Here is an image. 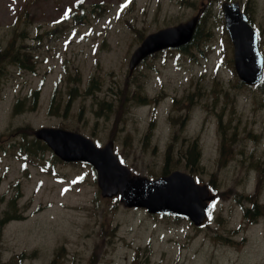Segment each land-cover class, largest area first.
Segmentation results:
<instances>
[{
  "label": "rangeland",
  "instance_id": "obj_1",
  "mask_svg": "<svg viewBox=\"0 0 264 264\" xmlns=\"http://www.w3.org/2000/svg\"><path fill=\"white\" fill-rule=\"evenodd\" d=\"M224 1L0 0V264H264V84L238 78ZM237 1L264 30V0ZM196 15L208 38L130 72L148 34ZM43 126L115 139L152 177L191 173L194 148V175L217 195L210 219L198 228L103 197L90 165L37 142Z\"/></svg>",
  "mask_w": 264,
  "mask_h": 264
},
{
  "label": "water",
  "instance_id": "obj_2",
  "mask_svg": "<svg viewBox=\"0 0 264 264\" xmlns=\"http://www.w3.org/2000/svg\"><path fill=\"white\" fill-rule=\"evenodd\" d=\"M226 27L234 45L235 67L241 80L255 85L263 76L264 58L260 53L256 32L240 11L239 3H223ZM199 16L176 26L148 35L134 51L130 67L134 69L143 59L157 51L189 43L195 33ZM65 161H86L98 170V184L103 196L120 195L129 207H144L153 214L186 217L202 225L208 213L209 195L206 186L195 184L192 176L174 172L168 177L148 179L131 175L113 154L112 143L104 148L79 133L62 129L42 128L35 132Z\"/></svg>",
  "mask_w": 264,
  "mask_h": 264
},
{
  "label": "trees",
  "instance_id": "obj_3",
  "mask_svg": "<svg viewBox=\"0 0 264 264\" xmlns=\"http://www.w3.org/2000/svg\"><path fill=\"white\" fill-rule=\"evenodd\" d=\"M204 20L206 21V18H204ZM202 29H203V27H202L201 29L197 30V32H196V34H195V37H194V39H193V42H195L196 40H197V41L200 40L202 37H203V38H204V37H206V38L209 37V34L201 32ZM193 42H192V43H193ZM0 57H2V59L5 58L4 55H1ZM9 59H10V61H13V62H15V63H19V64H21V65H23V64H29V63L27 62V59H26V60H21V59H20L19 53H16V54L12 55ZM25 67H28V66L25 65ZM263 92H264V88H263ZM247 212H249V210H247Z\"/></svg>",
  "mask_w": 264,
  "mask_h": 264
},
{
  "label": "snow or ice",
  "instance_id": "obj_4",
  "mask_svg": "<svg viewBox=\"0 0 264 264\" xmlns=\"http://www.w3.org/2000/svg\"><path fill=\"white\" fill-rule=\"evenodd\" d=\"M213 207H215V205H213Z\"/></svg>",
  "mask_w": 264,
  "mask_h": 264
},
{
  "label": "bare ground",
  "instance_id": "obj_5",
  "mask_svg": "<svg viewBox=\"0 0 264 264\" xmlns=\"http://www.w3.org/2000/svg\"><path fill=\"white\" fill-rule=\"evenodd\" d=\"M165 96V95H164ZM162 101V100H161Z\"/></svg>",
  "mask_w": 264,
  "mask_h": 264
},
{
  "label": "flooded vegetation",
  "instance_id": "obj_6",
  "mask_svg": "<svg viewBox=\"0 0 264 264\" xmlns=\"http://www.w3.org/2000/svg\"><path fill=\"white\" fill-rule=\"evenodd\" d=\"M6 263V262H5Z\"/></svg>",
  "mask_w": 264,
  "mask_h": 264
}]
</instances>
